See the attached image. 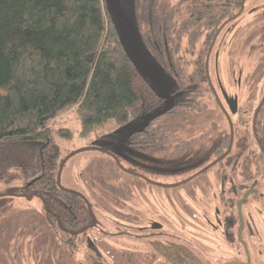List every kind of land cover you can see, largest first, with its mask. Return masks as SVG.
<instances>
[{"label": "trees", "instance_id": "trees-1", "mask_svg": "<svg viewBox=\"0 0 264 264\" xmlns=\"http://www.w3.org/2000/svg\"><path fill=\"white\" fill-rule=\"evenodd\" d=\"M118 1L142 28L143 46L175 77L181 98L166 105L125 45L110 0H0V182H20L17 189L27 193L36 189L48 204L62 202L51 125L69 110L76 111L83 135L113 121L131 125L128 143L143 151H193L165 119L183 117L187 106L203 110L198 104L210 80L211 46L245 0ZM196 48L193 59H184ZM58 132L71 136L69 129ZM18 143L38 146L31 170L11 168Z\"/></svg>", "mask_w": 264, "mask_h": 264}, {"label": "flooded vegetation", "instance_id": "flooded-vegetation-1", "mask_svg": "<svg viewBox=\"0 0 264 264\" xmlns=\"http://www.w3.org/2000/svg\"><path fill=\"white\" fill-rule=\"evenodd\" d=\"M261 94L252 92L246 100L250 107H243L237 95L216 94L225 127L197 147L183 134L178 123L182 116L166 118L175 119L171 123L193 151L183 156L168 149L145 151L169 156V170L160 175L166 181L150 180L161 187H151L145 178L142 189L143 182L131 177L132 188L120 179L121 186L106 188L107 200L97 208L87 194L69 187L57 204L46 203L36 189L15 192L36 195L41 204L27 210L32 224L24 227L29 236L25 243L31 251L4 256L1 264H221L231 259L264 264V83ZM253 96L256 104L250 103ZM206 151L211 156L206 161L179 172L180 161L191 163L192 157L197 161ZM215 166L211 182L205 175ZM235 170L236 177H230ZM181 190L191 204L181 199ZM206 198L210 207L202 209ZM250 199L254 206L245 214L243 206ZM9 222L1 240L6 250L12 246L10 237L24 232L17 222ZM17 243L22 246L23 240Z\"/></svg>", "mask_w": 264, "mask_h": 264}, {"label": "rangeland", "instance_id": "rangeland-1", "mask_svg": "<svg viewBox=\"0 0 264 264\" xmlns=\"http://www.w3.org/2000/svg\"><path fill=\"white\" fill-rule=\"evenodd\" d=\"M122 1L124 5L128 6V0ZM130 29L132 47L135 49L132 50L133 56L154 79L155 87L166 97V105L178 102L181 93L176 91L178 83L175 77L166 73L155 61L150 51L143 46L140 37L142 28L131 27ZM197 48L193 53H185L184 59H193ZM208 69L209 84L207 87L204 86L203 96L200 98V103L207 104L202 110L203 113L199 114L195 110L196 107L182 109L186 119H182V117L178 119V123L184 127L185 138L192 140L196 147L202 145L210 135L215 134L217 137L225 127L221 117L224 111L215 105L216 94L220 96L221 93L237 95L239 103L243 107H250L246 100L252 92L257 93L258 96L262 95L264 83V0H245L238 15L221 26L210 49ZM206 88H208L207 91H205ZM256 97H251L250 103L253 101L256 104ZM173 120L175 119H166V122H173ZM130 126H121L110 121L88 135H83L76 111L69 110L61 115L51 125V138L54 144L59 147L61 156L56 170L60 184L79 189L87 194L95 208L107 200L103 196L107 191L106 188L121 186L120 179L127 180L125 182L132 188L135 186L131 182V177L143 182L142 189H146L145 178L151 187H161L150 180L156 183L166 181L160 175L161 172L165 173L169 170L166 163V159H169L168 154L165 155V152L148 153L131 146L126 133ZM58 128L69 129L71 136H61ZM217 129V132H213ZM37 147L29 143L15 144L12 155L17 158L13 161L12 170L19 171L21 165L31 170L32 160L38 153ZM208 157H211L210 152L206 151L204 157H200L197 161H195V157L191 158V163L180 161L179 172L192 170V167L203 163ZM226 164L228 169L229 164ZM216 167L209 169L205 175L210 178L211 182L214 180ZM221 168L224 169L225 166ZM232 172L229 176L236 177L239 170ZM20 184V182H14L9 185L0 182V264L4 256H20L31 251L30 244L25 243L29 236L26 233L27 228L24 227L32 224L28 222L27 213L29 211L27 210L39 206L41 201L36 195L27 197L17 194ZM212 189L215 192V186ZM180 192L181 199L191 204L190 197L185 195L183 190ZM250 200L243 206L245 214L249 210L252 212L254 200ZM210 204L209 198L204 199L202 209H208ZM23 210L25 212L19 214ZM9 220L17 222L18 228H23L24 232H21V237L15 239L11 236L10 240H15V243L12 244L10 241L12 246L10 248L9 245L10 249L6 250L2 248L1 240L3 233L5 234L7 227L10 226ZM33 233L34 231L30 235ZM18 240H23L22 246L17 243ZM18 246L21 247L18 248ZM164 248V251L171 252L170 248L165 246Z\"/></svg>", "mask_w": 264, "mask_h": 264}, {"label": "water", "instance_id": "water-1", "mask_svg": "<svg viewBox=\"0 0 264 264\" xmlns=\"http://www.w3.org/2000/svg\"><path fill=\"white\" fill-rule=\"evenodd\" d=\"M110 3L115 8L117 18H119V20L120 19L122 20L124 43L128 47V49L130 50V52L132 53V50H135V49H133V47H132V45H133L132 39H131L132 32H131L130 28L135 27V26L131 23L130 18L126 15V13L123 12L122 9L120 8L118 0H110ZM127 23H128V25H127ZM135 60H136V58H135ZM141 66H143V65H141ZM221 264H260V263H255V262H250L247 260H240V259H231V260H227Z\"/></svg>", "mask_w": 264, "mask_h": 264}]
</instances>
